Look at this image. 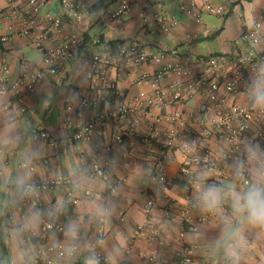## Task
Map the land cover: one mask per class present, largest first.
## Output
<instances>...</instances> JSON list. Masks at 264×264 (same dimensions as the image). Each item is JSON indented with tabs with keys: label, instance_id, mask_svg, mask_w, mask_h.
I'll list each match as a JSON object with an SVG mask.
<instances>
[{
	"label": "crops",
	"instance_id": "crops-1",
	"mask_svg": "<svg viewBox=\"0 0 264 264\" xmlns=\"http://www.w3.org/2000/svg\"><path fill=\"white\" fill-rule=\"evenodd\" d=\"M181 1L162 0L157 3L146 0L135 5L120 19H115L111 18L110 11L119 5L120 0H82L79 17L64 11L57 0H51L39 9L38 17L45 13L60 15L63 33L80 34L88 45L87 52L79 49L75 58L63 63L56 74L44 76L32 91H24L17 96L15 89H23L20 84L14 85L20 72L25 67L34 69L44 66L42 58L38 59L42 52L35 44L41 34L35 27L31 29V34H21L24 27L22 19L6 15L8 2L0 0V36L8 35L5 41L0 42V65L5 64L7 68L0 72V86L6 87L3 92L9 99L7 108L15 114L30 137H34V131L44 130L58 141H67L63 146L51 143L46 138L35 137L45 147L46 158L41 162L45 172L52 167H69L95 161L109 165L111 160V180L117 182L119 191L113 197L117 212L106 226L104 239L109 246H121V264H179L176 251L183 243L196 244L191 250L193 264H217L206 239L215 233L211 219L194 208L190 210L189 222L181 223L177 219L179 207L187 202L182 187L184 178L179 172L181 148L162 146L167 131L173 126L167 116L177 110L192 112L196 116L206 99L201 89L193 87L191 91H185L181 99L172 103L158 102L147 113H143L139 108L140 102L135 98L141 91L153 95L154 86L150 80L140 81L139 78L144 72L151 77L158 65L127 63L118 53L116 45L118 42L127 44L136 41L146 49H166L168 58L183 63L191 74L167 75L159 80L157 86L167 93L173 81L178 80L188 89L185 83L205 69L208 55L223 53L233 56L245 47V43L236 41L242 30V22L256 20L264 7V0H213L225 6V13L214 15L204 11L200 21L180 11ZM22 2L17 1L19 7ZM156 14L167 17V30L162 29ZM172 18L176 19V24L170 23ZM234 20H238L237 29ZM34 22V25L45 24L40 19ZM216 30L219 32L215 33ZM262 32L264 34V25ZM57 37L51 34L41 42L48 45L56 41ZM96 38L98 42H93ZM96 53L103 54L108 60L100 62L98 66L107 82L114 85L112 93L100 81L99 85L104 89L101 108L105 109L109 103L120 98L131 103L133 109L122 119H106L105 124L97 128L89 140L75 141L70 138L71 134L90 119L92 110L81 107L74 94H78L79 99L95 94L96 91L89 86L87 75L95 69L90 57ZM250 72L245 73L239 85L246 84ZM223 103L225 106L231 103L248 105L244 92L239 91L225 97ZM219 107L215 102L209 111L200 113L208 119L215 115ZM189 121L191 132L185 139L189 145L195 142L198 150L210 148L216 151L223 144L214 137L204 138L202 125L193 117ZM129 129L133 130L132 133L127 132ZM118 136L120 140L116 139ZM107 145L111 146L109 152L105 150ZM8 163L10 166L14 163L11 157ZM156 165H161L171 179V184L162 192L158 191L157 183L150 177ZM223 178L217 174L214 176V179ZM96 182L99 191L107 189L105 180L96 177ZM149 198H153L155 203L146 212L145 204ZM168 206L170 215L165 216L163 211ZM74 211H79L78 205ZM200 215L205 219L198 220ZM137 225H143L145 234L133 238ZM243 264H264V241L251 240Z\"/></svg>",
	"mask_w": 264,
	"mask_h": 264
},
{
	"label": "clouds",
	"instance_id": "clouds-1",
	"mask_svg": "<svg viewBox=\"0 0 264 264\" xmlns=\"http://www.w3.org/2000/svg\"><path fill=\"white\" fill-rule=\"evenodd\" d=\"M242 92L250 110L264 117V63L251 70ZM8 104L0 92V264H81V258L82 264H121V246L103 237L117 212L119 187L108 197L99 193L95 162L45 172L43 143ZM189 147L195 151V142ZM216 156L227 175L214 179L213 169L202 168L190 176V203L215 226L206 238L213 260L243 264L251 240L264 241V144L245 137L234 147L219 145Z\"/></svg>",
	"mask_w": 264,
	"mask_h": 264
},
{
	"label": "built area",
	"instance_id": "built-area-1",
	"mask_svg": "<svg viewBox=\"0 0 264 264\" xmlns=\"http://www.w3.org/2000/svg\"><path fill=\"white\" fill-rule=\"evenodd\" d=\"M17 1L7 0L8 5L5 14L12 17H19L24 23L23 29L20 31L23 35L32 33V28L40 30V39L35 41L36 46L42 52V60L44 66L37 68L25 67L18 75L14 85L20 84L23 89L16 88L15 95H22L23 92L32 91L46 75H54L63 63L73 60L79 49L87 52V43L83 37L77 33H63L61 30L62 18L60 15L45 13L38 17L39 9L48 4L51 0H23L22 6L19 7ZM64 11L79 17L78 11L82 7V0H57ZM146 0H120L119 5L110 11L111 18L120 19L128 13L135 5ZM160 2L162 0H151ZM180 11L192 18L195 21L201 20L202 12H208L214 15H223L225 6L213 0H183L179 4ZM156 20L162 24V29L167 30L168 25L165 24L167 17L161 14H156ZM40 19L45 24L38 23L34 25V20ZM171 24H176L175 18L170 20ZM264 25V7L261 9L260 16L248 23L242 22V30L237 38V42L245 43V47L240 49L235 55H226L223 53H212L205 59V69L201 73L191 76L185 83L188 89H185L184 84L178 80L173 81L171 89L165 93L157 83L167 75L185 76L191 74L183 63L168 58L166 49H146L140 47L136 41L130 43H117L118 53L121 57L130 64L137 65L142 63H155L158 65L156 71L149 77L148 73L140 75L139 80H150L154 86L153 95H147L145 92H140L135 98L140 102V110L147 113L148 110L162 103H172L181 99L187 91H191L193 87L201 89L205 97V103L202 104L200 112L209 111L212 108V103L217 102L221 107L211 118L205 119L200 112L194 116L192 112L184 113L182 111H174L167 116V119L173 125L166 133L165 140L162 146L165 148H181V159L179 162V172L183 176L182 187L185 193L187 202L179 207L177 219L181 223L189 222L190 210L193 208L190 203L189 195V177L194 176L202 168L213 169L217 176L225 177L227 175L225 166L217 159L216 151L205 148L204 150L195 151L189 147L186 138L191 132L190 121L191 117L202 125V134L204 138L214 137L216 140L229 144L233 147L239 143L242 138H255L260 143L264 144V117L250 110L248 105L231 103L228 106L224 105L225 97L236 92H242L246 84L239 85L246 72L251 71L255 66L264 63V34L262 28ZM58 35L56 41L51 44H44L43 41L50 35ZM8 35L0 36V42L5 41ZM93 42H98V38ZM91 62L95 69L88 73L90 80V88L95 90L93 96H84L79 99L81 107H87L92 110L90 119L82 123L79 128L71 134V139L75 141L89 140L94 131L105 124L106 119L119 120L124 118L132 109V104L124 99L117 98L105 108H101V102L104 99V89L99 83L102 81L103 87L112 93L114 85L104 78L99 70L100 62H107L103 54L96 53L91 55ZM6 71V65H0V72ZM2 76H0V81ZM14 87V86H13ZM6 89L5 86H0V92ZM186 91V92H185ZM70 108V106H68ZM184 115H187L185 117ZM182 127L178 129L177 127ZM132 133V129L127 132ZM34 137L46 138L51 143H59L65 146L66 140L58 141L51 136L47 131H34ZM120 140L118 136L116 138ZM144 140L145 138L142 137ZM105 150L109 152L111 146H105ZM96 170L95 177L107 182V189L99 191L105 197H108L113 186H117V182L111 180V169L109 165L95 161ZM150 177L157 183L158 191H165L171 184V179L165 174L161 165H156ZM154 199L149 198L146 201L145 209L149 212L154 205ZM165 216L170 215V207H166L163 211ZM205 217L200 215L198 220H204ZM195 229L194 226H190ZM91 235L95 233V226L92 228ZM106 234V226L103 228V237ZM145 234L143 225H137L134 229L132 237ZM196 247L194 243H183L176 251L179 264H193L191 250Z\"/></svg>",
	"mask_w": 264,
	"mask_h": 264
},
{
	"label": "rangeland",
	"instance_id": "rangeland-1",
	"mask_svg": "<svg viewBox=\"0 0 264 264\" xmlns=\"http://www.w3.org/2000/svg\"><path fill=\"white\" fill-rule=\"evenodd\" d=\"M238 12V10H236ZM234 24L236 26V29L238 28V20H234Z\"/></svg>",
	"mask_w": 264,
	"mask_h": 264
},
{
	"label": "trees",
	"instance_id": "trees-1",
	"mask_svg": "<svg viewBox=\"0 0 264 264\" xmlns=\"http://www.w3.org/2000/svg\"><path fill=\"white\" fill-rule=\"evenodd\" d=\"M228 14H229V11L226 13L225 17H226ZM219 30H220V28H219ZM219 30H216L215 33H218ZM215 33H214V34H215ZM83 40L85 41V39H83Z\"/></svg>",
	"mask_w": 264,
	"mask_h": 264
}]
</instances>
